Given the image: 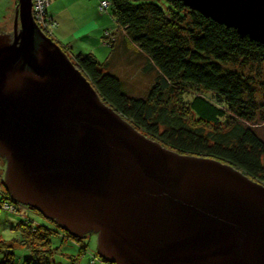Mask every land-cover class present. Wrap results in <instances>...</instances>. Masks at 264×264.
Instances as JSON below:
<instances>
[{"label": "water", "instance_id": "water-1", "mask_svg": "<svg viewBox=\"0 0 264 264\" xmlns=\"http://www.w3.org/2000/svg\"><path fill=\"white\" fill-rule=\"evenodd\" d=\"M0 32V157L10 198L112 264H264V186L175 152L103 102L16 0ZM264 45V0H180ZM19 25V26H17Z\"/></svg>", "mask_w": 264, "mask_h": 264}, {"label": "trees", "instance_id": "trees-1", "mask_svg": "<svg viewBox=\"0 0 264 264\" xmlns=\"http://www.w3.org/2000/svg\"><path fill=\"white\" fill-rule=\"evenodd\" d=\"M106 1L102 12L108 11L116 29L101 30L99 41L109 47L105 60L100 63L91 53L81 51L69 56L64 50L99 98L162 146L227 163L264 186V140L255 129L264 115L258 118L253 76L243 72L248 65L264 64V45L202 16L180 0ZM119 33L122 48L126 51L131 47L135 54L145 57L154 71L144 97L130 96L112 71ZM188 93L189 100H183ZM174 102L181 109H175ZM183 111L191 113L200 126L185 121ZM3 190L6 196H1L0 210L20 204L10 198L4 186ZM4 211L19 215L16 209ZM24 223L20 220L13 227L28 250L20 264H50L49 231ZM70 239L76 242L80 238ZM13 242L0 241V264H16ZM84 248L80 247L82 252Z\"/></svg>", "mask_w": 264, "mask_h": 264}, {"label": "rangeland", "instance_id": "rangeland-1", "mask_svg": "<svg viewBox=\"0 0 264 264\" xmlns=\"http://www.w3.org/2000/svg\"><path fill=\"white\" fill-rule=\"evenodd\" d=\"M99 0H67L64 5H67L65 16L68 17L63 24V34L53 30L52 39L58 44V46L71 56L78 51L84 53H91L100 63L103 62L109 53V47L98 41H91V39L84 38L89 34V31L100 29L105 27L111 31H115L116 27L113 24L111 16L108 11L100 13L98 7L95 9V5ZM16 0H0V30L8 31L11 29ZM58 5V3H56ZM73 5V7H72ZM88 9V11H87ZM87 11L85 18L82 17L84 11ZM19 26V25H17ZM104 29V28H103ZM93 37V36H91ZM121 35L119 33L116 41L114 42L116 53L113 55L112 71L119 75L126 91L133 97H144L147 93L152 79L154 77V71L149 69L147 59L142 55L135 54L131 47L124 50ZM68 56V55H67ZM69 58V57H68ZM70 59V58H69ZM240 67L236 65L235 68ZM243 72L248 76H253L252 86L254 89V98L256 104L259 106L258 118L264 115V64L246 66ZM184 95V94H183ZM191 94L188 93L182 97L183 100H189ZM180 99V104L182 102ZM178 102V100H176ZM175 109H181V105L178 106L173 103ZM182 111V110H181ZM262 111V112H261ZM185 121L193 125H199V122L195 120V117L185 111L182 112ZM190 124V125H191ZM255 129L261 139L264 140V121H258ZM205 129L210 126H203ZM5 161L0 157V179H2L1 173L4 171ZM3 168V170H2ZM1 181V180H0ZM3 185L0 182V199L4 195ZM7 192V191H6ZM13 208V207H11ZM0 210V241L11 242L13 246L14 260L16 264H20L21 261L28 256V250L22 245L23 239L18 231L14 230V225L20 221L25 220V225L30 224L38 229H47L49 231V247L52 250L50 257V264H87L91 260H94L93 264H100V258L96 254V235L93 233H86L76 241V238L63 233V231L56 227L52 222L44 219L31 208L23 204L15 206L17 214L8 213ZM72 237L76 242L72 241ZM84 246L82 252L80 247ZM35 248H38L36 246ZM103 261V259H101ZM102 263H106L103 261ZM109 263V262H107Z\"/></svg>", "mask_w": 264, "mask_h": 264}, {"label": "built area", "instance_id": "built-area-1", "mask_svg": "<svg viewBox=\"0 0 264 264\" xmlns=\"http://www.w3.org/2000/svg\"><path fill=\"white\" fill-rule=\"evenodd\" d=\"M51 0H31V16L33 22L46 37L52 39L53 30L56 28L57 23L47 13V8ZM108 5V1L100 0L98 3V10L104 11ZM5 206L4 209L13 210L15 207ZM88 264H93V260Z\"/></svg>", "mask_w": 264, "mask_h": 264}, {"label": "crops", "instance_id": "crops-1", "mask_svg": "<svg viewBox=\"0 0 264 264\" xmlns=\"http://www.w3.org/2000/svg\"><path fill=\"white\" fill-rule=\"evenodd\" d=\"M99 1L95 5V7H94L95 9L97 8ZM64 2L67 3V0H51V2L48 5V8H47V13L53 18V20H55L57 22V27L55 30L61 34H63V29L61 26H63V24H65V21L68 18L65 16L67 5H64ZM56 3H58V5H56ZM72 7H73V5H72ZM87 11H88V9H87ZM87 11L85 10L83 12V14H82L83 18H85ZM103 28H105V27L89 31V34L85 35L84 38L91 39L92 42L93 41L99 42V37L101 34V30ZM91 36H93V37H91Z\"/></svg>", "mask_w": 264, "mask_h": 264}, {"label": "flooded vegetation", "instance_id": "flooded-vegetation-1", "mask_svg": "<svg viewBox=\"0 0 264 264\" xmlns=\"http://www.w3.org/2000/svg\"><path fill=\"white\" fill-rule=\"evenodd\" d=\"M12 27H13V22H12V26H11V29L10 30H12ZM10 30H8V31H4V30H0V32H2V33H7V32H9Z\"/></svg>", "mask_w": 264, "mask_h": 264}, {"label": "clouds", "instance_id": "clouds-1", "mask_svg": "<svg viewBox=\"0 0 264 264\" xmlns=\"http://www.w3.org/2000/svg\"><path fill=\"white\" fill-rule=\"evenodd\" d=\"M52 40V39H51Z\"/></svg>", "mask_w": 264, "mask_h": 264}]
</instances>
